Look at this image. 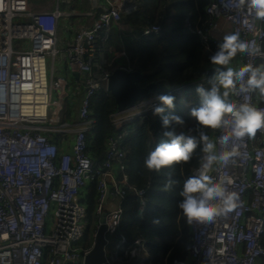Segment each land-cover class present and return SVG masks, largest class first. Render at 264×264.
Returning <instances> with one entry per match:
<instances>
[{
    "label": "built area",
    "instance_id": "1",
    "mask_svg": "<svg viewBox=\"0 0 264 264\" xmlns=\"http://www.w3.org/2000/svg\"><path fill=\"white\" fill-rule=\"evenodd\" d=\"M75 2L0 0V264H84L93 243L90 247L81 243L87 221L82 191L98 181L97 213L105 210L107 233L115 231L128 182L122 148L128 133L125 126L158 102L157 95L144 97L113 114L117 132L109 139L106 160L95 167L87 153L94 123L91 97L99 89L107 90L112 72L107 69L112 50L107 42L113 26H120L123 17L137 9L138 0H90V8L78 13ZM206 12L211 17L208 33L197 30L205 40L219 43L213 30L222 17L231 31L264 52V19H257L246 6L233 9L225 0H213ZM73 15L90 17L92 23L77 24L68 37ZM160 29L153 25L144 33ZM246 62L264 64V55L237 52L231 61ZM60 65L71 74L84 75V92L72 122L63 121V111L74 96L69 78L58 70ZM198 83L206 85L205 79ZM248 100L264 107L256 93H249ZM54 133L60 134L57 141ZM220 133L217 129L212 140L218 141ZM227 147L237 153L234 162L215 167L211 174L238 193L237 206L211 222H188L189 256L176 258L173 264H257L264 258V130ZM217 148L225 150L220 142ZM137 194L138 212L143 213L146 191L139 189ZM106 255L110 264H144L151 256L145 239L126 236Z\"/></svg>",
    "mask_w": 264,
    "mask_h": 264
},
{
    "label": "trees",
    "instance_id": "2",
    "mask_svg": "<svg viewBox=\"0 0 264 264\" xmlns=\"http://www.w3.org/2000/svg\"><path fill=\"white\" fill-rule=\"evenodd\" d=\"M212 1L138 0L137 9L123 17L129 30L122 33L117 27L113 28L107 42L114 48L112 53H108L107 69L112 71L122 66L141 72L140 84H152L144 97L161 93L176 97L175 108L167 111L184 119L182 125H173L177 132L196 134V121L189 111L198 101L196 84L205 79L207 85L208 79L220 67L208 59L218 43L212 38L205 40L197 32L202 30L208 33L211 17L206 7ZM153 25H160V31L145 34V29ZM117 50H123L125 54L110 67L109 57ZM117 110V104L109 91L102 88L92 95L90 112L94 123L87 136V153L97 168L106 160L109 139L117 132L112 121ZM75 114L71 99L66 105L63 121L73 120ZM125 128L128 133L122 148L125 151L128 182L123 186L122 218L116 230L106 234V251L113 250L121 236L129 240L141 237L146 240L151 255L144 264H173L174 259L189 256L192 233L178 205L182 199L180 189L184 178L198 167L202 155L200 146L194 150L189 161L177 162L160 172L149 171L143 165L145 156L161 141L168 139L163 135L161 117L150 111L134 118ZM204 130L210 139L217 131L211 128ZM52 138L57 141L60 134L54 133ZM122 174L119 172V177ZM169 179L175 183L166 186ZM139 189L146 191L147 204L143 213H139L137 208ZM99 196L97 180L91 181L82 191L87 221L81 243L85 247H90L94 241L99 221ZM261 241L264 245V234ZM257 264H264V258Z\"/></svg>",
    "mask_w": 264,
    "mask_h": 264
},
{
    "label": "clouds",
    "instance_id": "3",
    "mask_svg": "<svg viewBox=\"0 0 264 264\" xmlns=\"http://www.w3.org/2000/svg\"><path fill=\"white\" fill-rule=\"evenodd\" d=\"M233 9L246 6L257 19H264V0H225ZM237 52L248 55H264L259 46L251 47L236 30L225 32L217 48L209 55V61L218 67L208 79L207 85L196 84L197 103L190 108L196 121V134L177 132L173 125H182L183 117L168 112L175 108L176 97L158 94L152 107L154 115L161 117L163 135L161 141L148 151L143 165L149 171L160 172L181 161H189L197 149L201 150L197 170L186 176L180 189L179 208L187 222L207 223L227 215L237 206L238 193L230 191L223 179L214 178L212 170L217 166H228L237 155L228 145L244 137H252L257 130H264V107L248 100L249 93H256L264 100V64L250 62L233 65ZM205 128L220 129L218 141L209 138ZM217 142L225 150L217 148ZM175 181L169 179L166 186Z\"/></svg>",
    "mask_w": 264,
    "mask_h": 264
},
{
    "label": "water",
    "instance_id": "4",
    "mask_svg": "<svg viewBox=\"0 0 264 264\" xmlns=\"http://www.w3.org/2000/svg\"><path fill=\"white\" fill-rule=\"evenodd\" d=\"M141 72L137 70H128L124 67H117L112 70L107 90L113 96L118 110H123L134 106L138 100L146 96L152 84L142 86L140 84ZM72 146L70 152L72 153ZM107 194L103 199V203L107 201ZM107 212L104 210L99 215V226L94 235V241L91 250L86 255L84 264H110L107 260L106 245L108 243L106 234L107 227L105 216Z\"/></svg>",
    "mask_w": 264,
    "mask_h": 264
},
{
    "label": "crops",
    "instance_id": "5",
    "mask_svg": "<svg viewBox=\"0 0 264 264\" xmlns=\"http://www.w3.org/2000/svg\"><path fill=\"white\" fill-rule=\"evenodd\" d=\"M90 0H76L75 4H74V10L76 13L82 11V10H86V8H90ZM101 11V8H97L96 10V14L98 15ZM69 19V18H67ZM71 21H72V26L71 29L69 31V35L68 37H72L74 35L75 29L77 24H83V25H91L92 23V19L90 17L87 16H83V15H73L70 17ZM218 22V29L213 30V35L216 36L217 38H219L221 40L223 34L225 32H229L230 30V26L229 24L222 18H218L217 19ZM117 27L122 33H125V31L129 30V26L124 23V21H122L121 25H114L113 28ZM66 37V36H63ZM65 40H63L64 42ZM63 42L61 41V45L63 44ZM113 47H112V51H113ZM111 51V53H112ZM124 51L123 50H117L114 52V55L109 57L110 58V67L112 66L113 63H115L116 59L121 58L122 56H124ZM119 67V66H117ZM122 67V66H121ZM116 68V67H115ZM61 69V72L64 73L65 75H67V77L70 80V91H71V96H74L73 98V103L76 106V102L77 100L80 98V95L84 92V75L83 74H78V73H74L71 74L66 70V65H60L58 70ZM76 94V95H75ZM76 110V109H75ZM64 113L66 112V108L63 111ZM77 114V111H76ZM75 114V117H76ZM74 117V118H75ZM73 118V120H74ZM68 121V122H72ZM214 138V137H213Z\"/></svg>",
    "mask_w": 264,
    "mask_h": 264
},
{
    "label": "rangeland",
    "instance_id": "6",
    "mask_svg": "<svg viewBox=\"0 0 264 264\" xmlns=\"http://www.w3.org/2000/svg\"><path fill=\"white\" fill-rule=\"evenodd\" d=\"M34 1V0H32ZM53 107L50 108V114L52 113ZM107 251H109V249H107Z\"/></svg>",
    "mask_w": 264,
    "mask_h": 264
}]
</instances>
